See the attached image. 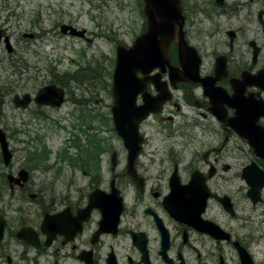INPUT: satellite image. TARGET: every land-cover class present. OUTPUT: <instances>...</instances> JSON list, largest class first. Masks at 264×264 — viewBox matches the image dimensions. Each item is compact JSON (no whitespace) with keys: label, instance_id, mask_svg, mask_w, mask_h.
Returning <instances> with one entry per match:
<instances>
[{"label":"flooded vegetation","instance_id":"obj_1","mask_svg":"<svg viewBox=\"0 0 264 264\" xmlns=\"http://www.w3.org/2000/svg\"><path fill=\"white\" fill-rule=\"evenodd\" d=\"M179 6L184 40L197 53L199 84L178 83L171 100L139 124L144 141L132 169L125 150L123 165L117 161L109 176L69 180L50 204L30 185L33 171L24 188L7 186L11 201L24 195L35 201L40 219L64 212L71 235H56L46 247L40 220L27 217L14 226L4 209L0 256L7 264L15 263L2 252L7 239L23 247L15 256L20 264H40L46 254L53 264H221L220 258L264 264V0H179ZM142 8L139 0L140 33L146 30ZM0 33L8 36L3 21ZM177 46L172 42L170 50ZM147 90L156 94L152 85ZM136 102L142 104L140 96ZM152 130L167 150L150 149L159 145L150 140ZM197 211L226 239L190 226L185 217ZM25 226L38 233L39 247L16 239Z\"/></svg>","mask_w":264,"mask_h":264},{"label":"rangeland","instance_id":"obj_2","mask_svg":"<svg viewBox=\"0 0 264 264\" xmlns=\"http://www.w3.org/2000/svg\"><path fill=\"white\" fill-rule=\"evenodd\" d=\"M137 3L138 0H0V21L4 22L15 49L12 58L4 47L0 49V128L13 153L8 168L0 160V188L4 190L0 211L5 209L12 225L21 217L39 218L40 210L25 195L20 201L9 199L3 177L7 171L15 174L19 168L34 169L30 185L41 190L50 204L51 198H61L66 182H85L92 176L89 167L72 169L67 159L62 158L64 153L73 159L81 158V162L93 163L95 173L103 177L109 176L112 152L117 153L120 166L123 165L126 151L113 129L110 114L111 77L117 44L128 47L142 30L144 20ZM61 23L86 29L91 42L62 36L58 33ZM24 32L35 34L36 39H22ZM16 59L21 63L14 70L10 60L16 64ZM72 74L80 80H70ZM52 78L65 82L61 86L67 89V95L61 108L37 107L33 103L28 110L12 106L16 94L33 95L40 87L52 83ZM4 86L13 90L4 92ZM149 136L153 137L152 144H159L151 150L156 146L168 149L153 130ZM91 138L100 141L95 160L90 157L89 149L95 150L96 145ZM42 149L47 152L43 162L28 160L31 152L41 153ZM45 166L51 168L46 170ZM7 243L9 249L2 248V252L13 257L14 264H20L15 256L23 247L9 239ZM226 255L224 258L228 260ZM43 257L40 264H53L51 256ZM0 264H7L4 255L0 256Z\"/></svg>","mask_w":264,"mask_h":264},{"label":"water","instance_id":"obj_3","mask_svg":"<svg viewBox=\"0 0 264 264\" xmlns=\"http://www.w3.org/2000/svg\"><path fill=\"white\" fill-rule=\"evenodd\" d=\"M142 1L144 3L143 9L147 20V29L133 41L129 48L118 45L115 52V69L112 76L114 104L111 108V114L113 115L116 133L123 139L125 147L129 151L128 167L130 166L131 168L134 158L141 149L140 144L143 141L138 133V124L151 112L155 113L159 110L171 97L167 82H161V74L166 71V67H168L170 85L174 88L178 82L199 83L197 53L184 41L183 30H181L183 19L180 15L179 0ZM60 32L63 35L78 38L85 37V30L77 31L71 25H61ZM22 37L34 38L32 34L27 33ZM4 38L6 49L9 53H12L13 49H11L9 44V38ZM172 41L178 42L176 54L179 67H174L170 64L169 49ZM154 69L161 70V73L158 72L153 74V76H149ZM138 73L142 78L137 76ZM148 83L153 84L157 91L154 97H151L145 89ZM138 95H141L142 101H144L142 106L136 105L135 101ZM206 95L210 98L211 103L217 99L214 92L210 93L206 91ZM63 97V90L50 84L49 86L39 88L33 101L37 106L60 107ZM31 100L29 93L23 94L21 97L16 94L12 99V104L15 108L25 110L29 107L28 105ZM0 154L2 164L7 167L12 159V153L9 150L6 135L1 129ZM110 161L112 165H115V153L111 155ZM16 176L18 177L12 174L6 175L7 184L10 188L13 185L22 187L29 178L28 172L24 169L19 170ZM172 215L174 216L173 212ZM42 221L41 232L46 234V246L50 245V242L57 234L68 237L69 232H67L62 212L55 215L45 214ZM4 224L2 218H0V238ZM189 224L217 239L222 238V235H219V232L222 233V231L215 226L204 225L200 221L198 214L194 216ZM72 232L74 234L75 231L73 230ZM16 234L19 240H24L33 246L37 245L36 233L32 232L31 229L24 227ZM220 262L222 264V260Z\"/></svg>","mask_w":264,"mask_h":264},{"label":"trees","instance_id":"obj_4","mask_svg":"<svg viewBox=\"0 0 264 264\" xmlns=\"http://www.w3.org/2000/svg\"><path fill=\"white\" fill-rule=\"evenodd\" d=\"M77 77L78 76H76L75 74H72V76L70 77V80H74V81H79L80 79H77ZM83 77V76H82ZM53 82V81H52ZM5 87V90H4V92H8V91H10V90H13V89H11V88H8V87H6V86H4ZM98 148V146L97 145H94V149L95 150H93V152L90 154V157H92L93 158V156H91V155H94L95 153H97V149ZM43 150V149H42ZM46 155H47V152H46V149L45 150H43L41 153H33V152H31L30 154H29V161H36V162H43L44 161V158L46 157ZM83 164H84V167L86 166V165H88V162L87 161H83ZM45 167H47V168H51V167H49V166H45Z\"/></svg>","mask_w":264,"mask_h":264}]
</instances>
